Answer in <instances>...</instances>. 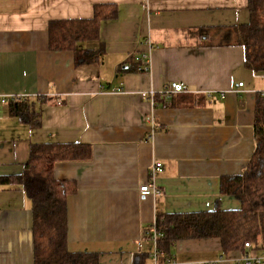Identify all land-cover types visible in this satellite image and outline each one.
<instances>
[{
  "label": "crops",
  "instance_id": "crops-1",
  "mask_svg": "<svg viewBox=\"0 0 264 264\" xmlns=\"http://www.w3.org/2000/svg\"><path fill=\"white\" fill-rule=\"evenodd\" d=\"M107 4L118 15L83 43L104 49L100 61L77 63L73 50L50 48L51 21L91 19ZM249 21L248 0H0V98H9L0 101V178L23 171L32 145L88 144L89 159L54 167L76 184L69 250L98 252L100 264H134L138 253L143 264H235L246 250L224 253L219 238L179 240L160 260L146 236L160 212L241 207L221 193V179L242 174L255 151L264 72L219 35ZM143 54L147 71L136 60ZM172 82L187 91L166 99ZM16 96L32 101L38 126L12 113ZM156 162L163 166L152 177ZM145 181L161 193L142 195ZM33 225L22 185L0 182V264H34Z\"/></svg>",
  "mask_w": 264,
  "mask_h": 264
},
{
  "label": "trees",
  "instance_id": "trees-1",
  "mask_svg": "<svg viewBox=\"0 0 264 264\" xmlns=\"http://www.w3.org/2000/svg\"><path fill=\"white\" fill-rule=\"evenodd\" d=\"M250 21L220 32L221 45H241L245 48V64L255 72H264V0H248ZM118 15L115 5H97L91 19L53 20L49 24L52 50H73L77 63H96L104 49H86L84 42L97 40L100 24ZM158 96L154 97L157 101ZM10 108L23 122L35 127L40 124L38 112L29 98L11 99ZM256 148L244 172L224 176L221 193L234 196L241 203L235 210L215 209L191 213H158L155 228L161 234L157 240V256L171 259L179 240L219 238L223 252L245 251L252 243L255 250L264 251V100L260 97L256 119ZM91 146L82 143L35 144L31 147L23 171L0 178L1 183L21 184L33 203L34 264H100L98 252L71 251L68 248V195L76 192V184L55 177L59 161L86 160ZM147 255L138 253L134 264H143Z\"/></svg>",
  "mask_w": 264,
  "mask_h": 264
},
{
  "label": "built area",
  "instance_id": "built-area-1",
  "mask_svg": "<svg viewBox=\"0 0 264 264\" xmlns=\"http://www.w3.org/2000/svg\"><path fill=\"white\" fill-rule=\"evenodd\" d=\"M150 44V43H149ZM136 60L139 62V70H149L151 65V58L148 54H143L141 57H137ZM239 86H243V82L239 83ZM187 89L185 84L182 82H172L169 84L165 90L162 92L163 97L166 99L171 98L175 94L186 92ZM260 95L264 98V90L260 92ZM23 99L25 97L16 96L10 99ZM0 101L2 103H7L9 98L1 97ZM163 164L161 162H156L152 168L151 174L152 177L157 175L161 169ZM139 191L142 195L149 196V195H158L161 193L160 188L154 182L145 181L141 184ZM161 234L156 230L155 226H153L151 233H149L146 238L152 240L157 245V240ZM246 251L242 254L241 257L235 259V264H263L264 263V254L257 255L254 254L252 251L254 250L252 243L247 242L245 244ZM155 258H157V251L155 252Z\"/></svg>",
  "mask_w": 264,
  "mask_h": 264
}]
</instances>
